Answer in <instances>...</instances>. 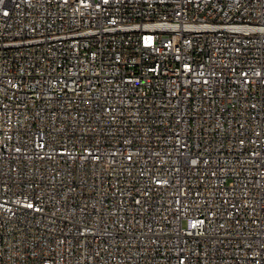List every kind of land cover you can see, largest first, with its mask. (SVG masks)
I'll use <instances>...</instances> for the list:
<instances>
[{"label": "built area", "instance_id": "2783aa9c", "mask_svg": "<svg viewBox=\"0 0 264 264\" xmlns=\"http://www.w3.org/2000/svg\"><path fill=\"white\" fill-rule=\"evenodd\" d=\"M0 264H264V0H0Z\"/></svg>", "mask_w": 264, "mask_h": 264}]
</instances>
